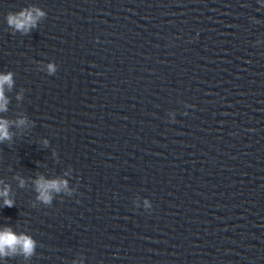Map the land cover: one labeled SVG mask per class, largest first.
I'll list each match as a JSON object with an SVG mask.
<instances>
[{
	"label": "water",
	"instance_id": "obj_1",
	"mask_svg": "<svg viewBox=\"0 0 264 264\" xmlns=\"http://www.w3.org/2000/svg\"><path fill=\"white\" fill-rule=\"evenodd\" d=\"M4 76L0 264H264V0H0Z\"/></svg>",
	"mask_w": 264,
	"mask_h": 264
},
{
	"label": "clouds",
	"instance_id": "obj_2",
	"mask_svg": "<svg viewBox=\"0 0 264 264\" xmlns=\"http://www.w3.org/2000/svg\"><path fill=\"white\" fill-rule=\"evenodd\" d=\"M21 19L16 18H10L9 23L14 24L18 29L26 28L29 24L34 23V20L31 16V14H25L21 13ZM8 82L11 83L10 76H4L0 77V100H3V93H2V85ZM0 107H3V105H0ZM0 136H7L6 129L4 128V125L0 123ZM50 188H57L58 185L55 181L45 183V182H38V190L41 192L40 198L43 199L45 202L48 201L49 196L47 195V190ZM7 193L5 192L4 195ZM5 204L8 206H11L10 201H5ZM20 244L23 247V250L26 254H30L32 251L33 243L31 240H29L26 237L17 238L10 232L0 233V254H4L5 246H7L10 249L14 250L15 245Z\"/></svg>",
	"mask_w": 264,
	"mask_h": 264
}]
</instances>
